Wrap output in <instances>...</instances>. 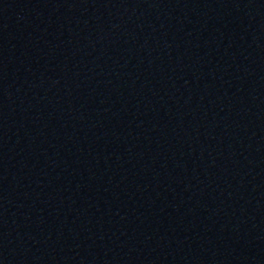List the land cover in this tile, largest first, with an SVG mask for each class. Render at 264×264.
Instances as JSON below:
<instances>
[{"label": "water", "instance_id": "obj_1", "mask_svg": "<svg viewBox=\"0 0 264 264\" xmlns=\"http://www.w3.org/2000/svg\"><path fill=\"white\" fill-rule=\"evenodd\" d=\"M0 264H264V0H0Z\"/></svg>", "mask_w": 264, "mask_h": 264}]
</instances>
